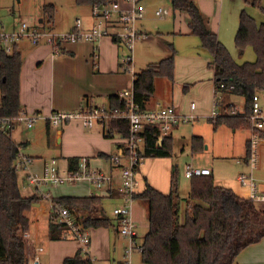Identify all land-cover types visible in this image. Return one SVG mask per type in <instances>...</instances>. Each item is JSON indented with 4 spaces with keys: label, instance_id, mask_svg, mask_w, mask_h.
Here are the masks:
<instances>
[{
    "label": "crops",
    "instance_id": "obj_1",
    "mask_svg": "<svg viewBox=\"0 0 264 264\" xmlns=\"http://www.w3.org/2000/svg\"><path fill=\"white\" fill-rule=\"evenodd\" d=\"M196 2L209 30L216 33L218 39L226 45V38L231 35L227 24L228 21H233V18H206V15H209L207 8L215 6L219 0ZM79 19L85 28L94 23L90 15ZM147 19L145 15V18L139 21V28L146 32L147 36L136 41L132 54L133 69L127 70L128 72H125L121 62L124 47L109 36L93 43L67 42L62 46L61 53L55 57L47 44L33 45L27 39L17 42L15 48L22 55L19 77L20 105L28 112H40L44 116L56 110L75 111L92 104L107 105L108 96L132 86L134 73L137 72L136 66L140 71L149 64L158 62L170 53L172 46L177 52L174 57L173 80L156 77L154 93L147 102V107H153L156 103L171 104L180 114L172 128L162 133L172 138V155L142 157L137 168L139 185L136 193L144 189L145 181L160 192L168 193L173 170L184 168V164L189 162L196 167H208L216 186L230 188L237 195L249 198V189L240 184L238 175L250 171L245 156L251 131L245 127L215 125L211 116L215 84L210 53L202 48L200 39L190 32L188 19L178 23L177 19L173 18V24L158 25L155 34L143 23V20ZM16 20H8L0 30L18 29L22 21ZM73 25L74 22L69 27ZM164 30L168 31L169 36L172 35L173 42L160 33ZM234 30L235 25L232 27V31ZM94 51L97 52V57H94ZM233 96L225 94L222 98L235 104ZM191 102L194 103L193 108L190 107ZM106 129L101 123L88 128L79 120H71L53 126L47 120L40 119L30 128L23 124L17 125L12 130L11 137L21 145L23 152L31 157L28 173L41 175L45 164L54 159L59 175L64 176L69 171L71 158L87 156L94 167L112 174L113 179L108 188L92 186L83 179L44 184L39 188L29 181L25 171L20 172L18 182L24 196L33 194L37 188L40 194L46 191L52 198H101L98 212L108 217L110 224L87 228L90 233L89 253L94 258V264H121L128 239L118 232L112 208L122 204L124 197L117 188L120 183L119 167L112 165L107 157L124 147L126 137L116 130L106 134ZM194 136L202 139V146L198 151L193 149ZM263 144L264 142H261L259 145L258 166L252 171L260 192H264V173L260 172V147ZM195 145L198 147L199 142ZM183 157H188V160L180 163ZM208 164L215 166V169ZM179 194L182 198L188 197L189 189L185 193L179 191ZM253 201L258 209H264V201ZM51 212L49 200L42 195L38 201L32 202L31 208L26 212L29 228L24 234V239L29 253H34L36 247L41 246L43 249L39 256L42 264H64L67 257L77 254L86 256L78 241L64 236L62 228L51 221ZM146 215L145 201L134 198V220L137 221L140 216L147 217ZM137 237L140 238L138 233ZM234 264H264V237L240 251Z\"/></svg>",
    "mask_w": 264,
    "mask_h": 264
},
{
    "label": "trees",
    "instance_id": "obj_2",
    "mask_svg": "<svg viewBox=\"0 0 264 264\" xmlns=\"http://www.w3.org/2000/svg\"><path fill=\"white\" fill-rule=\"evenodd\" d=\"M79 4H91L104 0H76ZM264 13L262 0H246ZM174 8L188 14L190 32L200 39V45L210 53L214 71L215 94L218 98L219 116L215 125L231 128L251 127L254 94L264 95V21L258 23L245 9L239 16L235 46L242 53L251 46L255 53L252 61H236L227 47L209 30L205 18L195 0H171ZM54 6H44L48 22L53 23ZM17 44V43H16ZM13 45L11 53L0 48V115L13 116L21 110L20 69L22 55ZM175 49L156 63L134 73L133 100L140 109L154 93L156 77L173 80ZM243 97V110L225 101L222 95ZM129 99L118 93L108 96L107 109L111 112L128 111ZM106 134L119 131L127 138L129 121L126 117H111L103 122ZM10 130L0 131V264H28V250L24 234L29 228L26 212L32 202L41 197L40 191L28 196L21 193L20 170L15 161L20 144L14 142ZM264 136V129L257 130ZM154 123L144 124L142 130V157H169L172 155V138L163 135ZM199 146L196 147V143ZM193 149L198 151L202 139L194 136ZM246 143V155L249 152ZM246 158V156H245ZM78 159H70L69 171L77 166ZM191 184L185 210L180 196L175 172H172L170 189L163 193L145 181L144 189L134 198L145 201L148 229L143 235L140 252L141 264H234L236 256L246 246L264 237V209H258L251 198L237 195L230 188L216 186L212 174L190 177ZM54 208L68 206L84 228L108 226L110 219L98 212L101 198L96 196L52 198ZM86 211V214H85ZM51 218V221L53 220ZM64 231V226L54 221ZM64 264H92L88 255H76L64 259Z\"/></svg>",
    "mask_w": 264,
    "mask_h": 264
},
{
    "label": "built area",
    "instance_id": "obj_3",
    "mask_svg": "<svg viewBox=\"0 0 264 264\" xmlns=\"http://www.w3.org/2000/svg\"><path fill=\"white\" fill-rule=\"evenodd\" d=\"M90 17L94 23L91 27L85 28L79 18L76 19L75 25L70 31L60 30L52 31L45 29L32 28L27 23L21 22L16 30H0V48L5 53H11L13 45L22 39H27L31 44H47L50 46L52 56H58L62 51V46L67 42H96L104 36L113 38L119 42L125 49L121 58L124 70L133 69V49L139 38L146 37L147 33L139 28V21L145 18L146 5L143 0H104L89 4ZM171 13L169 8H157L155 15L164 17ZM94 57L97 52L94 51ZM97 66V63L95 64ZM121 98L129 99L128 111L111 112L107 105L86 106L75 111H52L44 116L40 112H28L21 108L17 115L8 116L0 115V131L7 134L18 124L26 127H32L38 120L45 119L53 126L60 125L63 122L71 120H80L85 127H92L96 123H102L111 117H126L129 121V133L123 148H119L115 153L108 155V161L119 167L120 183L118 191L123 195L124 202L112 208V215L117 221V230L120 234L128 239L125 248L123 261L121 264H136L133 259L134 252H141L142 243L137 237L136 224L133 217L134 194L139 185L137 168L141 162L143 149L142 130L144 124L154 123L160 127L162 132L169 131L173 124L180 117L176 108L171 104L156 103L153 107L140 109L138 104L133 100V90L124 89L118 93ZM260 94L253 95L252 111L249 114L251 122L249 142V152L246 155L245 162L249 167V172H241L238 175V181L242 186L249 189V198L252 200L264 201V192L258 190L257 179L252 171L258 166L259 162V145L264 142V136H261L257 130L264 129V112L259 103ZM230 103V102H229ZM232 104V103H230ZM1 106V101H0ZM236 106V105H235ZM194 107V103H190ZM239 110L236 106L235 112ZM240 111V110H239ZM211 116L215 120L219 116L218 98L214 93V105ZM31 157L23 152L19 147L18 155L15 161L18 170L27 172L29 181L35 187L41 188L44 184H56L62 182H73L79 179L86 180L90 185L101 188H108L112 182V174L102 169L94 167L90 158L79 156L77 166L68 171L66 175H59L55 160H50L45 164L41 175L28 173ZM208 167H196L192 164L184 166V175L188 178L194 175L210 174ZM42 197L49 200L51 210L53 209L52 197L48 192L42 191ZM54 221L64 226L63 235L74 238L80 244L81 251L88 255L92 264L94 258L89 253L90 233L84 228L72 210L67 206L54 208ZM43 248L36 247L32 254L28 251V264H42L39 252ZM141 264V263H140Z\"/></svg>",
    "mask_w": 264,
    "mask_h": 264
},
{
    "label": "rangeland",
    "instance_id": "obj_4",
    "mask_svg": "<svg viewBox=\"0 0 264 264\" xmlns=\"http://www.w3.org/2000/svg\"><path fill=\"white\" fill-rule=\"evenodd\" d=\"M146 5V16L147 20H143L145 26L151 31V33H157L158 25L161 24H173L176 18L178 23L187 20L188 14L177 8H174L171 0H143ZM197 1V0H196ZM197 4V2H196ZM264 6V0H262ZM54 6V26L53 23L48 22V17L44 14V6ZM169 8L171 13L164 17H158L155 15V10L157 8ZM242 9H245L258 23L264 21V13L259 7L247 3L246 0H219L215 6L207 8L209 15L206 18H233V21H228V29H231V35L226 38L227 44L225 45L229 50L231 56L237 61H252L255 59V53L251 46H247L246 49L239 54L238 49L235 46V35L239 25V16ZM90 7L89 4H79L76 0H0V28L5 27L6 23L10 19H17L28 24V26L35 28H43L45 30H65L70 31L75 25L76 18H86L89 15ZM164 19V20H162ZM16 20V21H17ZM41 20V21H40ZM74 22V25L70 28V24ZM234 23V24H233ZM42 24H44L42 26ZM223 25H225L223 23ZM235 25L236 30L232 31V27ZM35 26V27H34ZM5 29V28H4ZM3 31V30H2ZM160 33L164 34V37L173 42L172 35L169 36L168 31L164 30ZM150 36V35H149ZM152 38V36H151ZM98 42V41H96ZM224 44V43H223ZM176 51V49H175ZM177 53V52H176ZM138 66L135 68V72H139ZM125 72H128L127 70ZM132 86L126 89H131ZM122 91V90H121ZM259 103L264 111V97L262 94L259 95ZM233 102L238 107L240 111L243 110V97L240 95H234L232 97ZM92 106H95L92 104ZM80 121V120H79ZM64 123V122H63ZM82 124V122L80 121ZM102 124V123H101ZM20 125V124H18ZM61 125V124H60ZM23 127V126H21ZM187 153H185L186 155ZM260 158H261V174L264 173V144L260 147ZM188 160V157H183L180 159V163H184ZM191 164V163H186ZM184 164V166L186 165ZM209 167L215 169V166L208 164ZM183 169V170H182ZM173 172L176 174L178 191L185 193L190 189L191 180L186 179L184 175V168L179 170L174 169ZM216 175V170H215ZM138 176V175H137ZM214 177V176H213ZM169 185V184H168ZM188 197H183L182 208L186 207ZM147 216V215H146ZM137 220V218H136ZM135 221V220H134ZM137 222V223H136ZM136 224V232L141 238L148 229V224L146 223V217L140 216ZM138 226V228H137ZM139 238V240H141ZM140 253L134 252L133 258L136 264H140Z\"/></svg>",
    "mask_w": 264,
    "mask_h": 264
},
{
    "label": "water",
    "instance_id": "obj_5",
    "mask_svg": "<svg viewBox=\"0 0 264 264\" xmlns=\"http://www.w3.org/2000/svg\"><path fill=\"white\" fill-rule=\"evenodd\" d=\"M263 97H264V95H263Z\"/></svg>",
    "mask_w": 264,
    "mask_h": 264
}]
</instances>
